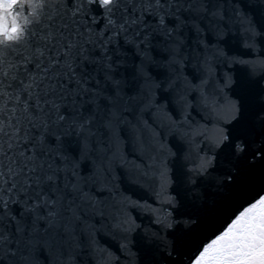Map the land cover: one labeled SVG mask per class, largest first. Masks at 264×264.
Here are the masks:
<instances>
[{"label":"water","instance_id":"obj_1","mask_svg":"<svg viewBox=\"0 0 264 264\" xmlns=\"http://www.w3.org/2000/svg\"><path fill=\"white\" fill-rule=\"evenodd\" d=\"M147 23L96 54L90 131L51 130L79 191L55 222L29 217L33 264H188L264 191V0H187Z\"/></svg>","mask_w":264,"mask_h":264},{"label":"snow or ice","instance_id":"obj_2","mask_svg":"<svg viewBox=\"0 0 264 264\" xmlns=\"http://www.w3.org/2000/svg\"><path fill=\"white\" fill-rule=\"evenodd\" d=\"M186 2L0 0V264H33L29 217L55 222L56 205L79 191L75 172L60 166L48 137L64 125L90 131L85 97L95 92L89 68L99 63L96 54L110 60L114 38L141 36L149 17L164 26L165 16ZM148 39L145 34L141 42ZM249 147L241 142L235 150ZM257 157H264V142L253 152ZM15 205L23 209L19 217ZM188 264H264V191L203 242Z\"/></svg>","mask_w":264,"mask_h":264}]
</instances>
